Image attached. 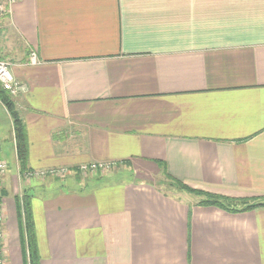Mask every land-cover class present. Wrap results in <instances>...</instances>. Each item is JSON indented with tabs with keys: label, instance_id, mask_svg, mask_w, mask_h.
<instances>
[{
	"label": "crops",
	"instance_id": "crops-1",
	"mask_svg": "<svg viewBox=\"0 0 264 264\" xmlns=\"http://www.w3.org/2000/svg\"><path fill=\"white\" fill-rule=\"evenodd\" d=\"M0 59L25 88L27 171L69 170L24 177L10 137L11 172L0 141L5 264H24L23 191L39 264H264V207L156 187L162 163L192 189L264 197V0H17Z\"/></svg>",
	"mask_w": 264,
	"mask_h": 264
},
{
	"label": "trees",
	"instance_id": "trees-1",
	"mask_svg": "<svg viewBox=\"0 0 264 264\" xmlns=\"http://www.w3.org/2000/svg\"><path fill=\"white\" fill-rule=\"evenodd\" d=\"M12 98L11 95L0 87V110H2L6 119L9 118L10 120H8V123L11 126L10 136L14 146L18 172L24 174L27 171L28 164L27 132L21 115L17 111ZM159 166L163 173V179L156 181V187L163 191L161 186H167L174 190L173 192H168L173 195L187 193L200 197L201 199L196 203L197 206L217 207L228 213H242L254 210L258 207H264V197L229 198L192 189L167 174L164 164L159 163ZM15 201L17 204L24 264H39L35 224L31 208V196L26 191H23L20 196H16Z\"/></svg>",
	"mask_w": 264,
	"mask_h": 264
},
{
	"label": "built area",
	"instance_id": "built-area-1",
	"mask_svg": "<svg viewBox=\"0 0 264 264\" xmlns=\"http://www.w3.org/2000/svg\"><path fill=\"white\" fill-rule=\"evenodd\" d=\"M17 0H0V17L9 16L12 11V7L16 4ZM36 57L35 54L32 53L30 55V61L35 62ZM0 87L2 90L7 92L12 97L19 95L20 93L25 91L24 85L20 84L19 81L15 80L11 70L10 64L4 60L0 59ZM7 163L0 160V178L7 171ZM78 172L80 174L86 173H105L111 169V164L109 163H89V164H81L78 166ZM68 169L65 168H53L48 171L41 172H29L27 171L24 174V177H43L45 175H53L55 177H62L61 175L67 174ZM4 206L0 198V264H5L4 251H5V228H4Z\"/></svg>",
	"mask_w": 264,
	"mask_h": 264
},
{
	"label": "rangeland",
	"instance_id": "rangeland-1",
	"mask_svg": "<svg viewBox=\"0 0 264 264\" xmlns=\"http://www.w3.org/2000/svg\"><path fill=\"white\" fill-rule=\"evenodd\" d=\"M8 119H6V117L4 116V113L2 112V110H0V141L4 140V142L10 141L9 137L10 136V124L8 123ZM10 121V120H9ZM7 139V140H6ZM3 142V143H4ZM2 143V142H1ZM2 143V144H3ZM3 149H5L6 151V159L9 160V162L11 163L12 161V149L10 147V145L8 144V142L6 144H3ZM15 155V152H14ZM16 157V155H15ZM11 172L15 173V167L14 164L11 163V168H10ZM163 192H173L174 190L167 187V186H161ZM170 194V193H169ZM173 195V194H172ZM174 195H179V194H174Z\"/></svg>",
	"mask_w": 264,
	"mask_h": 264
}]
</instances>
